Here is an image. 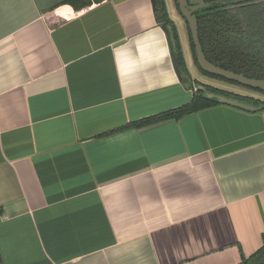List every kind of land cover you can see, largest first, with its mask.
I'll list each match as a JSON object with an SVG mask.
<instances>
[{
  "label": "crops",
  "instance_id": "crops-1",
  "mask_svg": "<svg viewBox=\"0 0 264 264\" xmlns=\"http://www.w3.org/2000/svg\"><path fill=\"white\" fill-rule=\"evenodd\" d=\"M59 1L0 0L2 264H237L254 253L264 111L219 104L124 127L189 102L192 76L176 72L151 0Z\"/></svg>",
  "mask_w": 264,
  "mask_h": 264
},
{
  "label": "trees",
  "instance_id": "trees-1",
  "mask_svg": "<svg viewBox=\"0 0 264 264\" xmlns=\"http://www.w3.org/2000/svg\"><path fill=\"white\" fill-rule=\"evenodd\" d=\"M98 1L100 0H60L58 4H70L73 8L77 9ZM204 1L208 2L212 0ZM174 3L176 9L179 11L177 0H174ZM250 7H243V13H253L255 9H253L252 6ZM236 10L237 12H233L226 8L225 5L216 2L209 7L201 8L195 12V16L198 20V35L202 50L205 57L218 66L237 73H242L247 77L264 79V45L257 36L245 33L242 27H240L241 20L237 17L239 10ZM154 14L157 22L165 24L169 30L172 48L178 57L182 76L191 79V75L183 57L177 26L168 14L165 0H155ZM186 25L191 54L194 64L199 71L210 78L222 79L230 83L242 85L222 76L205 72L200 68L197 63L195 46L187 22ZM198 84L204 85L205 89L196 88L189 102L157 114L134 120L124 127H141L168 119L177 120L185 115L222 104L215 97H208L206 92H213L236 98L246 103L261 105V110L264 111L263 100L248 95L237 94L206 83L199 82ZM246 87L263 92L258 88L251 86ZM241 259L242 260L237 264H264V235L262 245L248 257L241 254Z\"/></svg>",
  "mask_w": 264,
  "mask_h": 264
},
{
  "label": "water",
  "instance_id": "water-1",
  "mask_svg": "<svg viewBox=\"0 0 264 264\" xmlns=\"http://www.w3.org/2000/svg\"><path fill=\"white\" fill-rule=\"evenodd\" d=\"M193 5L188 4V0H177L179 10L181 14L185 17V20L188 24L192 41L195 46V53H196V59L197 63L200 66V68L208 72L210 74L222 76L226 79L236 81L242 85L245 86H251L254 88H258L264 92V79L263 78H254V77H247L242 73H237L232 70L223 68L221 66L216 65L213 62H210L206 57L202 50L199 35H198V24H197V18L192 14V12L200 7H207L212 4V2H205L204 0H190ZM237 2H240L241 0H235ZM153 6L155 7V0H151ZM162 28L166 32L168 36V42L171 49V56L174 64V68L178 74H180V64L178 61V57L175 53V51L172 48V42L170 40L169 30L166 27L165 24H162ZM197 88L204 90V85L199 84ZM206 95L208 97H215L219 102L222 104H228L230 106L238 107L244 110L248 111H258L262 108L261 105H254L251 103H246L243 101H240L236 98L227 97L225 95L216 94L213 92H206ZM0 264H2L0 260Z\"/></svg>",
  "mask_w": 264,
  "mask_h": 264
},
{
  "label": "flooded vegetation",
  "instance_id": "flooded-vegetation-1",
  "mask_svg": "<svg viewBox=\"0 0 264 264\" xmlns=\"http://www.w3.org/2000/svg\"><path fill=\"white\" fill-rule=\"evenodd\" d=\"M208 2H212V4H215L216 2L223 4L225 5L226 8L232 10L233 12L234 11L237 12L236 9H238L239 14L237 15V17H239V19L241 20L240 27H242L245 33L253 35V36H257V38L261 40V42L264 45V0H241L240 2H237L235 0H212ZM173 3H174V0H173ZM188 4L193 5L194 3L188 0ZM248 6L249 7L252 6L253 9H255L253 13L251 12L246 13V14L243 13L242 8L248 7ZM174 7H175V3H174ZM201 8H204V7H200L194 10L192 14L195 16V12ZM175 10L177 12V15H179V17L182 18V20L185 22V25H186L185 17L181 14V12L179 14L180 10L178 11L176 7H175ZM197 24H198V20H197Z\"/></svg>",
  "mask_w": 264,
  "mask_h": 264
},
{
  "label": "rangeland",
  "instance_id": "rangeland-1",
  "mask_svg": "<svg viewBox=\"0 0 264 264\" xmlns=\"http://www.w3.org/2000/svg\"><path fill=\"white\" fill-rule=\"evenodd\" d=\"M169 2H170V5H171L170 15L173 14L174 19H176V21H177V25L181 26L183 32H184V30H186V33H187V27H186L187 25H185V22L182 20V18L179 17V15H177V12H176L175 7H174L173 0H169ZM188 45H189V42H188ZM188 52H189L190 58L192 59V60H190V66H191V69L193 70L191 72L192 83L195 82V84H192V87L195 86L197 88V86L199 85L198 83L201 82V83H206V84L212 85L214 87L222 88V89H225V90H227V89L231 90V89L238 88V89H241V90L242 89L247 90L248 92H254L256 95H258V96H260L261 98L264 99V92L255 91V90H253V89H251L249 87H246L245 85L242 86V85H239V84L227 82V81L222 80V79L210 78L209 76L203 75L199 71V69L196 67V65L194 64L193 57H192V54H191L190 45H189V48H188Z\"/></svg>",
  "mask_w": 264,
  "mask_h": 264
},
{
  "label": "built area",
  "instance_id": "built-area-1",
  "mask_svg": "<svg viewBox=\"0 0 264 264\" xmlns=\"http://www.w3.org/2000/svg\"><path fill=\"white\" fill-rule=\"evenodd\" d=\"M193 88V91H195L196 90V87L194 86V87H192Z\"/></svg>",
  "mask_w": 264,
  "mask_h": 264
}]
</instances>
